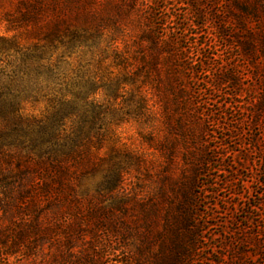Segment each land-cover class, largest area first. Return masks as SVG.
Here are the masks:
<instances>
[{
  "label": "rangeland",
  "instance_id": "1",
  "mask_svg": "<svg viewBox=\"0 0 264 264\" xmlns=\"http://www.w3.org/2000/svg\"><path fill=\"white\" fill-rule=\"evenodd\" d=\"M25 1L41 13L28 28L49 31L58 23L65 42L77 32L92 36L82 49L55 44L59 49L53 60L63 56L68 64L62 67L70 77L100 80L99 86L122 82L117 103L125 101L121 107L131 116L113 128L99 155L108 158L117 148L111 162L124 163L130 153L143 162L139 169L133 165L122 188L104 204L122 200L126 220L141 207L162 211L180 199L172 196L171 185L180 176L188 177L201 227L199 247L188 264H264V0H0V37H17L27 47L35 37L25 28L10 29L9 22L25 11ZM153 26L166 38H179L180 48L169 64L164 61L169 55L158 56L160 78L155 74L152 80L164 81L168 66L174 70L175 63L188 69L179 78L182 85L175 83L177 88L168 94L171 126L176 128L170 131L151 85L143 88L151 111L137 108L136 83L145 80L149 70L142 60L151 55L141 38ZM125 51L128 61L122 59ZM133 71L135 78L129 75ZM180 89L187 90L186 97L176 96ZM105 93L103 88L94 97L103 100ZM188 97L191 104L185 106ZM177 122L191 129L190 140L182 138ZM165 138L173 144V157L158 147ZM187 151L201 158L193 174L194 161L188 160ZM101 184L105 186L104 174L85 180L79 191L91 194ZM126 242L115 246L116 251L109 247L104 264H122L138 241L129 237Z\"/></svg>",
  "mask_w": 264,
  "mask_h": 264
},
{
  "label": "trees",
  "instance_id": "2",
  "mask_svg": "<svg viewBox=\"0 0 264 264\" xmlns=\"http://www.w3.org/2000/svg\"><path fill=\"white\" fill-rule=\"evenodd\" d=\"M21 6L25 11L9 21L10 29L25 28L36 42L26 47L17 37H0V264H104L108 248L116 251L115 246H126L129 237L138 242L130 256L119 261L122 264H188L199 247L196 242L201 228L193 212L195 201L188 177L180 176L171 185L172 196L176 200L180 195V199L162 211L160 207H141L133 219L126 220L122 200L104 204L107 197L113 200V191L122 188L133 165L139 169L143 162L133 153L126 155L124 163L111 162L117 148L110 150L108 158L99 155L113 128L127 123L126 117L131 116L126 106L121 107L125 101L117 103L122 82L99 86L100 80L70 77L62 67L68 64L63 56L53 60L59 49L55 44L71 51L82 49L92 36L77 32L65 42L58 23L49 31L28 28L29 23L36 25L41 13L31 1ZM143 34L141 41L150 46L151 55L142 60L149 70L145 80L136 83L137 108L151 111L143 91L151 85L167 129L174 130L167 98L177 88L175 83L182 85L179 78L188 69L175 63L174 70L167 65L164 81L155 82L152 77L160 75L158 56L169 55L164 60L169 64L179 54L174 52L180 48L179 38H166L155 26ZM123 54L122 59L128 61L127 52ZM129 75L138 76L135 71ZM103 88L106 98L98 100L94 96ZM184 91L180 89L176 96L186 97ZM191 100L185 99V106ZM177 125L183 130L182 138L190 140L191 129H185L184 123ZM169 142L165 138L158 147L173 157L174 147ZM186 157L194 161L193 174L201 158L191 151ZM101 174L104 187L99 185L91 194L79 191L85 180ZM104 189L108 194L102 193ZM165 195L168 203L170 197L167 192ZM12 259L15 261L10 262Z\"/></svg>",
  "mask_w": 264,
  "mask_h": 264
}]
</instances>
